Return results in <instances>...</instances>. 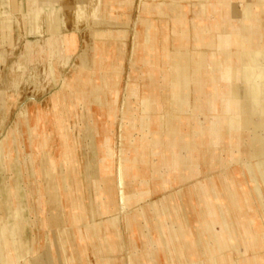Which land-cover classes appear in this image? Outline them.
<instances>
[{
	"label": "crops",
	"instance_id": "0c3cea01",
	"mask_svg": "<svg viewBox=\"0 0 264 264\" xmlns=\"http://www.w3.org/2000/svg\"><path fill=\"white\" fill-rule=\"evenodd\" d=\"M103 10L110 20L94 24ZM86 20L90 26L77 29ZM250 25L259 39H251ZM263 26L264 0H0V130L5 145L0 183L7 188L6 210L24 209L20 232L26 244L24 259L17 261L7 238L6 264H128L129 257L131 264L181 260L191 264L195 259L191 261L189 249L195 245L197 264H210L205 247L207 242L216 246L217 240L227 245L216 246L219 259L264 258V212H257L253 192L245 179L239 182L236 168L242 161L253 177V171L259 174L262 158L249 154L246 136H242L245 154L228 152L234 133L224 131L226 124L219 130L229 109L223 110V99L234 88L231 72L243 64L237 56L238 43L244 41L241 48L246 49L264 47ZM25 32L42 37L49 33L44 39L50 47L48 68L38 69L43 79H37L35 88H29L31 73L19 84L9 68L16 64L12 52ZM236 33L240 40L230 36ZM29 57L32 63L37 59L34 49ZM178 63L187 66V87L175 90ZM37 64L43 65L40 59ZM88 65L96 69L90 84L84 85ZM259 65L264 71V60ZM196 66L197 75L192 71ZM128 81L124 163L128 159L135 168L124 177L128 198L124 207L118 167L108 148L119 143L115 114L122 107ZM259 87L258 97L264 103V83ZM146 99L152 104L144 112ZM145 121L150 123V140L152 132L159 139L146 142L143 149ZM205 125L216 139L212 152L206 150L210 143L203 134ZM171 141L164 156L161 145ZM47 172L54 177L57 201H49ZM263 172L264 168L259 181L262 194ZM232 179L246 188L240 190L242 211L229 195L238 190ZM110 186L113 200L108 196ZM224 207H230L226 214ZM237 240L249 244L239 246ZM184 245L186 250L179 251Z\"/></svg>",
	"mask_w": 264,
	"mask_h": 264
},
{
	"label": "bare ground",
	"instance_id": "6f19581e",
	"mask_svg": "<svg viewBox=\"0 0 264 264\" xmlns=\"http://www.w3.org/2000/svg\"><path fill=\"white\" fill-rule=\"evenodd\" d=\"M103 15V16H102ZM101 23H103L104 21H107L108 19L110 20V18L107 15L101 14ZM52 19V18H51ZM51 19L49 20V25L51 26V28H55L54 26L56 22H54V20L51 21ZM177 19V18H176ZM180 20H183L181 18H179ZM179 20V22L181 23V21ZM184 24V23H183ZM138 27V26H137ZM264 28V26H263ZM252 25L248 26V31L250 33V37L251 39H259L258 35H255L252 32ZM99 33V32H98ZM135 35V33H134ZM97 36V35H96ZM106 36V35H105ZM109 36V35H108ZM231 37L234 36V40L237 41L240 40V35L239 34H230ZM56 37V36H55ZM149 37L150 34H147V39L149 41ZM244 38V36H242ZM152 38V37H151ZM99 39V38H98ZM250 39V38H249ZM104 40V39H103ZM51 41V40H50ZM242 46L245 47V42L244 41H239L238 43V47L237 49L239 50L237 52V56L242 59L243 64L241 66H238L237 68H233L232 72H231V77L232 79H234V88L232 90V92L230 93V95H228L227 98L223 99V107H224V111L227 108L226 106H228V110L226 114L222 115V120L220 121V128L221 127L225 128L223 125L226 124V128L227 130L224 129V131H228V129L231 127L233 128L235 131L232 132L234 133L232 136V140H231V146L233 147V149H236L235 152L237 151V156H241L243 154H245V152H247V147H245L246 145H244V139L242 138V136H246L247 139H249V145H248V152L249 154H251L252 156H258L259 154H261V151L264 150V103L261 102L260 98L258 97L259 92L262 91L259 90L260 87L258 88V85H260L262 82L264 83V71L262 70L263 66L259 65V62L264 60V47L261 46L260 47H253L246 49V48H241ZM253 46V45H252ZM255 46V45H254ZM50 48V47H49ZM135 51H133V57H135ZM178 52V51H177ZM95 54V51H94ZM221 54V53H220ZM95 56V55H94ZM220 57V56H219ZM83 60V59H82ZM93 61V60H92ZM134 62V61H133ZM92 63V62H91ZM95 63V62H94ZM116 64V63H115ZM117 65V64H116ZM114 65V66H116ZM197 65V64H196ZM96 66V65H95ZM98 66V65H97ZM86 67V68H85ZM84 69L86 70L87 74L85 76L84 79L88 80H84V85L85 83L90 84V78L91 75L90 74H94L95 73V69L96 67L93 69L91 65L85 66ZM115 68V67H114ZM170 68V66H169ZM100 69H102V67H100ZM93 70V71H92ZM116 70V69H115ZM170 70V69H169ZM187 66L185 64H177L174 68V86L173 88L176 90L177 88H183L185 89L187 87ZM92 71V73H91ZM196 75L198 74L199 71V67L196 66L193 70H192ZM83 72V71H82ZM109 72V71H108ZM113 72V70H112ZM84 73V72H83ZM169 75V74H168ZM192 75V74H191ZM94 76V75H93ZM242 76V81H240ZM87 77V78H86ZM77 78V77H76ZM71 83V82H70ZM131 83V82H130ZM129 81L128 83H126V88H125V101L124 104L122 105V107L119 109L118 113L115 114V119L118 117V119H120V123L121 126L124 125L125 120H127L126 117V105L128 104V98H129V94H130V89H131V85H130ZM199 80H194V86H195V90H197L198 86H199ZM257 83V84H254ZM79 85V84H78ZM96 85V84H95ZM94 85V86H95ZM133 85V84H132ZM93 86V84H92ZM96 87V86H95ZM98 87V86H97ZM220 87V86H219ZM103 88V87H102ZM118 88V87H117ZM92 89V88H91ZM96 89V88H95ZM116 89V88H115ZM87 90V89H86ZM90 90V89H88ZM102 90V89H101ZM146 91V90H145ZM198 91V90H197ZM86 92V91H85ZM198 93V92H197ZM228 93V92H227ZM217 94V93H216ZM220 94V93H219ZM171 95V93H170ZM197 96V95H196ZM226 96V95H225ZM167 97V96H166ZM172 97V96H171ZM198 98V97H197ZM196 99V98H195ZM209 99V98H208ZM66 100V99H65ZM104 100V99H103ZM170 100V99H169ZM199 100V99H198ZM67 102V101H66ZM144 104H145V110L144 112L150 107V105L152 104L150 99H146L144 100ZM167 102V101H166ZM169 102V101H168ZM216 103V102H215ZM220 103V102H219ZM196 104V103H195ZM92 105V104H91ZM170 105V104H168ZM93 108V107H92ZM113 108V107H112ZM186 108V107H185ZM196 108V107H195ZM202 108V107H201ZM170 109V107H169ZM99 110V109H98ZM190 110V109H189ZM230 110V111H229ZM94 111V110H93ZM105 111V110H104ZM108 111V110H107ZM169 111V110H168ZM95 112V111H94ZM173 112V111H172ZM96 113V112H95ZM159 113V112H158ZM192 114V113H191ZM199 114V113H198ZM181 115V114H180ZM185 115V114H184ZM106 116V115H104ZM179 116V115H178ZM177 116V117H178ZM195 116V115H194ZM199 116V115H198ZM112 117V116H111ZM132 117V116H131ZM147 117V116H146ZM157 117V116H156ZM176 117V116H175ZM180 117V116H179ZM110 118V117H109ZM194 118V117H193ZM203 118V117H202ZM201 118V119H202ZM111 119V118H110ZM125 119V120H124ZM136 119V118H135ZM97 120V119H96ZM159 120V118H158ZM205 120V119H204ZM208 120V118L206 119V121ZM166 122V121H165ZM201 122V121H200ZM194 123V122H193ZM94 125V124H93ZM144 126L143 128V132H147L148 135H151V130H150V123L149 121H145L143 124ZM103 126V125H102ZM125 126V125H124ZM207 126V125H205ZM169 127V126H168ZM175 127V126H174ZM112 128V127H111ZM213 128V127H212ZM181 129V128H180ZM207 129V130H206ZM211 129V127H206L205 130L206 132H203V134L205 135V139H207L210 143V148L208 146H206V150L207 152H212L214 151L215 145L216 143V139H214V134H212L211 132H208V130ZM31 130V129H30ZM203 130V129H202ZM164 132V131H163ZM190 132V131H189ZM32 133V132H31ZM159 133V132H158ZM173 133V132H172ZM192 133V132H190ZM106 134V133H105ZM168 134V133H167ZM183 134V133H182ZM124 131H123V127H121V134H120V141H119V154H118V158H117V172H118V178H117V185L119 187L120 190V196H121V202L123 203L122 205H124V207L127 205H125L126 200H128L126 194H125V174L126 172H129L131 170H133L135 168V163L132 161H128L126 165L124 163ZM153 135V139L150 140V138H148V140H146V142H151V144H154V141L157 143L158 139L157 137H155V134L152 132ZM170 135V134H169ZM187 135V134H186ZM192 135V134H191ZM224 133H221L222 139L224 138ZM95 136V135H94ZM98 136V135H97ZM168 136V135H167ZM172 136V135H171ZM183 136V135H182ZM175 137V136H174ZM187 137V136H186ZM217 138V137H216ZM41 139V138H40ZM101 139V138H100ZM164 139V138H163ZM183 139V138H182ZM185 139V138H184ZM192 139V137H191ZM168 140V139H167ZM41 141V140H40ZM99 141V140H98ZM176 141V139H175ZM174 142V141H173ZM182 142V141H181ZM185 142V141H184ZM183 142V143H184ZM188 142V141H187ZM99 143V142H98ZM103 143V142H102ZM163 143V142H162ZM182 143V144H183ZM190 143V142H189ZM128 144V142H127ZM125 144V145H127ZM167 145V144H166ZM165 143L164 145L162 144L161 146L163 147V155L166 154L169 151V148H172V141L170 142V144L168 146H166ZM187 146V144H186ZM194 146H196V142L194 143ZM217 146V145H216ZM103 147V146H102ZM129 147V146H128ZM166 147V148H165ZM191 147V146H190ZM101 148V147H100ZM135 148V147H133ZM209 148V149H207ZM244 148V149H243ZM103 149V148H102ZM110 151V155L111 157H113L114 155V148H113V144L108 148ZM212 149V150H211ZM231 149V147H230ZM168 150V151H166ZM104 151V150H103ZM229 151V150H228ZM153 152V151H152ZM217 152V151H216ZM146 155H149L150 153H145ZM143 155L146 158V155ZM103 155V154H102ZM131 155V154H130ZM104 156V155H103ZM126 156V155H125ZM151 156V155H150ZM165 156V155H164ZM167 156V155H166ZM157 161V160H156ZM153 163V162H152ZM149 164V163H148ZM148 166V165H147ZM223 166V165H222ZM144 168V167H143ZM149 168V167H148ZM147 168V169H148ZM135 171V170H134ZM145 171V170H144ZM135 174V173H134ZM128 175V174H127ZM129 176V175H128ZM138 176V175H137ZM52 174L50 172H47L46 176H45V183H46V188H47V193L50 194L49 191H51L52 189L50 187V181L52 178ZM133 178V175H132ZM131 178V179H132ZM139 179V178H138ZM64 183L66 182V179L64 178ZM95 182V181H94ZM67 184V182H66ZM133 185V184H132ZM50 186V187H49ZM129 188V187H128ZM131 191V190H130ZM145 191V190H144ZM97 194V193H96ZM128 195V194H127ZM131 196V195H129ZM147 196V195H146ZM106 197V196H105ZM144 197V196H143ZM139 198V197H138ZM106 199V198H105ZM107 201V200H106ZM133 204V200L131 201ZM135 202V201H134ZM105 205V204H104ZM129 207V206H128ZM110 208V207H109ZM130 208V207H129ZM240 208V207H239ZM99 210V209H98ZM136 211V210H135ZM113 213V212H112ZM111 215V214H110ZM125 215V214H124ZM132 215V213H131ZM140 215V214H139ZM133 218V217H132ZM136 221V220H135ZM114 222V221H113ZM132 223V222H131ZM115 225V224H114ZM136 226V225H135ZM137 227V226H136ZM138 229V228H137ZM139 230V229H138ZM161 233V232H160ZM137 234V233H136ZM142 237V236H141ZM138 238V237H137ZM111 239V238H110ZM120 240V239H119ZM127 240V239H126ZM119 242V241H118ZM113 243V242H112ZM188 243V242H187ZM186 243V244H187ZM110 244V243H109ZM118 246L119 243H117ZM116 244V245H117ZM130 245V244H129ZM208 245V242L207 244ZM213 248L207 247L206 249H213L216 250V246H218V249H223L224 247H226V243H224L221 240H217V245L215 246V244H213ZM164 246V245H163ZM138 247V246H137ZM194 248V252L196 251V246H193ZM203 247V246H202ZM0 249H2V246L0 244ZM183 249H186L185 245L183 246ZM125 251V250H124ZM208 251V250H207ZM197 253V252H196ZM58 256V255H57ZM56 256V257H57ZM143 257V256H141ZM2 258V259H1ZM6 257H1L0 255V263L3 261H6L5 259ZM59 258V257H58ZM151 259V256H150ZM145 260V259H143ZM218 260V259H217ZM59 261V260H58ZM60 262V261H59ZM144 263V262H143ZM192 263V262H191ZM241 264H249V262H247V260H242Z\"/></svg>",
	"mask_w": 264,
	"mask_h": 264
},
{
	"label": "rangeland",
	"instance_id": "374dc122",
	"mask_svg": "<svg viewBox=\"0 0 264 264\" xmlns=\"http://www.w3.org/2000/svg\"><path fill=\"white\" fill-rule=\"evenodd\" d=\"M77 1L81 2V3L85 2V0H77ZM103 12H105V11L103 10ZM65 13L66 12H63L64 16H65ZM101 19H102L101 18V14H98V17L93 19L92 22L94 24H100L101 23ZM88 24L90 26V21L86 20L85 23L83 24V26L80 27V28H77V29L85 28ZM63 28H64V26H63ZM48 34L49 33L46 32L45 36L42 37V36H39L37 34L36 35H34V34L33 35H28V32H25V33H22V34L20 33V35L18 37V44L16 45L15 49L12 52V55L14 57V61L16 62V64H14L13 66H9L10 72H13L16 75L15 78L19 77V81H18L19 84L23 83V81H22L23 80V76L25 75L24 77H27L29 73H31L30 74L31 81L29 83V88H35V86L38 84V80L37 79H41L40 81H42L43 76H41V75L39 76L38 75V73H39L38 69L39 68L43 69L44 66H47V68H48V50H49V45H47V41L44 40L45 38H47L49 36ZM29 42L33 43L34 47H32L31 49H34L35 54H36V58L38 60L39 59L41 60V63L43 64L42 67H41V65L37 64V61H38L37 59H35V61L33 63H32V61H30L29 55H30V50L31 49H30ZM23 58H26V59L21 60ZM34 63H35V65H34ZM3 71H5V68H3ZM80 71H81V69H80ZM129 71L130 70H129L128 66H127V69L125 70V74L128 75ZM32 73H37V75L32 74ZM44 73H46V72L44 71ZM129 78H130V75H129ZM44 80L47 82V87H48V85H49L48 84V80L49 79H48V76H46V74L44 75ZM47 87H46V89H47ZM31 90L29 89V92ZM125 99H126V97H124V101H125ZM123 104H124V102L122 103V105ZM118 117L116 119L118 121V125L120 126L119 135H118L120 137L121 127H123V131H124L125 126L124 125L121 126L120 119H118ZM4 122L5 121L3 119V121H2L3 125H4ZM142 127L144 128L143 125H142ZM234 131L235 130L230 127L228 129V131H227L228 135L232 134V132H234ZM142 134H143V138H144L143 139L142 148L144 149L146 147V140H148V138H149L148 136L149 135H148L147 132H143V129H142ZM3 140H4V135L2 133V130H0V169H2L1 166L3 167V149L5 147ZM119 141H120V138H119ZM233 147L231 146V149H233ZM113 148H114V155H113L112 158L116 162L117 158H118V154L120 153L119 152V150H120L119 143L118 144H113ZM231 149L229 150L230 152H231ZM234 154H237V151ZM255 157H261L262 159H264V150L261 151V154H259L258 156H255ZM262 159H259V162H258V167L260 169L258 171L259 174L256 173V175H257L256 176L254 172H257V171H253V177H251V175H250L251 173H248V170L243 167L242 161H239L237 163V165H236V168H238L237 175L239 176V178H238L239 182H241V180H242V182L245 183L244 179L246 180L245 184L248 185L249 186L248 188H250L252 190V192H253L254 205H255V207H257L256 209H257V212H259V214H262V209H263V212H264V192L262 194V191H261L262 187H261L260 182H259L260 180L262 181L260 175H261V169L264 168V161H262ZM251 161L254 162L253 160H251ZM116 164H117V162H116ZM253 166H254L255 169H258L256 163H254ZM263 173H262V175H263ZM244 174L246 175V177L244 176ZM230 181H229V184H230ZM232 181H233L232 184L236 185L238 187V190L235 191V192L229 193V195H230L231 200L233 201V204L237 205L238 207H240V210L242 211L243 210L242 202L244 201V198H243V195L241 194L240 190L243 191L245 186L243 184L239 183L238 181L234 180V179H232ZM17 182L19 183V180H17ZM50 184H51L52 187H50V186L49 187L52 190L49 191L50 194L47 193L48 196H49L48 197L49 201H57L58 198H59V194H58V192H56V189L54 187V177L51 178ZM20 188L21 187L18 186L17 192H19L21 190ZM6 189L7 188H6L5 184L3 182H1L0 183V244L2 246V249H0V255H1V257H6L5 258L6 261L1 262V264H6L7 261H10L9 257H7L6 254H5V251H6V248H7V244H8V242L6 241L7 238H10L12 240L14 249H15V251L17 253V256H16V260L17 261H22L24 259L25 255L23 253H24V251L26 249V244L21 239V232H20L21 224H23V222L25 221L24 220V209L22 207H19V208H15V209L8 208L6 210L7 201H9L8 198H7L8 193H7ZM109 189H110L109 190L110 192H109L108 196H109V199L111 200L113 198V196H112L113 195V193H112L113 189H112L111 186L109 187ZM16 196H18V195H16ZM10 197L11 196H9V199H10ZM215 200L219 201L220 198L217 197V198H215ZM10 201H11V199H10ZM229 208L230 207H228L226 209L224 207L222 209L224 214H226V212L227 213L229 212ZM184 243L185 242H183V244ZM237 243H238L239 246L240 245L241 246H247L249 244V241H247V240H243V241L239 240L238 241L237 240ZM216 244H217V242H216ZM195 246H197V245H195ZM206 246L210 247V248H213L214 245H213V242L212 243L208 242V245H206ZM182 248L183 247L180 246L179 247V251L183 250ZM184 250H186V249H184ZM205 250H206V253H208V252L210 253V257L208 258L209 261H211L210 264H216V263L217 264H241L242 260L243 261L247 260V262H249V264H264V258L243 257V258H238L237 262H235L231 258H221V259H219L218 257H215V253L218 252V249L209 250V249H206V247H205ZM189 251H190V255L192 256L191 257L192 258L191 261H193L195 259L191 264L199 263L200 260H199V262L196 260V257H197V253L196 252L197 251L194 252L193 248L189 249ZM179 260H181V259H179ZM215 261H216V263H214ZM181 263H182V260L180 261V264ZM128 264H131V258L130 257L128 258Z\"/></svg>",
	"mask_w": 264,
	"mask_h": 264
}]
</instances>
